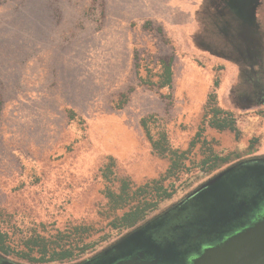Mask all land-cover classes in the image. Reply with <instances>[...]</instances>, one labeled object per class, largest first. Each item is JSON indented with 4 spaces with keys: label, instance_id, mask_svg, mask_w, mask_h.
<instances>
[{
    "label": "rangeland",
    "instance_id": "rangeland-1",
    "mask_svg": "<svg viewBox=\"0 0 264 264\" xmlns=\"http://www.w3.org/2000/svg\"><path fill=\"white\" fill-rule=\"evenodd\" d=\"M212 1L233 6L225 19L214 11L212 30L223 42V33L236 35L230 49L247 60L217 52L225 45L205 33L209 8L201 9L205 19L168 32L156 16L163 3L0 0V234L11 252L1 257L40 264L23 258L39 259L46 248L75 257L44 264L89 260L134 230L111 226L129 208L113 212L107 188L118 193L125 179L133 192L150 187L133 207L156 199V183L173 191L151 218L230 165L264 157V34L250 37L260 1ZM169 58L173 88L159 89L161 59ZM214 106L233 115L237 133L209 126ZM143 118L154 139L165 133L172 149L190 148L174 175L166 177L170 158L152 150ZM213 156L230 161L205 165ZM109 157L112 182L101 175Z\"/></svg>",
    "mask_w": 264,
    "mask_h": 264
},
{
    "label": "trees",
    "instance_id": "trees-1",
    "mask_svg": "<svg viewBox=\"0 0 264 264\" xmlns=\"http://www.w3.org/2000/svg\"><path fill=\"white\" fill-rule=\"evenodd\" d=\"M161 67L162 72L157 84L158 88L171 90L174 79L173 58L161 59ZM143 82L147 85H154L147 80ZM122 98L123 101H126L127 95L124 94ZM215 102V100L211 101L212 104H215ZM211 111L213 115L208 123L210 127L218 131L229 130L237 133L236 122L230 112H226L215 106ZM72 117L73 114H70L71 119ZM149 119L143 118L141 125L145 129L152 150L161 157L170 158L171 164L166 173V177H170L184 166V162L188 159L190 148L186 151L172 149L165 133H161L157 139H154L148 129ZM204 132V126H201L196 134V138L200 139ZM255 159L262 161L264 157L244 159L230 165L219 173L224 174L221 181L229 184L236 177L246 175L249 167L255 166V164L250 163L251 160ZM229 161L230 158L228 156H213L206 160L204 164H213L216 169L222 164H228ZM115 168V159L109 157L107 163L101 170L102 178L107 182H112L113 178H115ZM261 171L263 175L260 178H255L251 175L247 177L246 175L242 184L232 186L231 211L228 213V217L215 227H211L213 225L210 224L207 215L208 212L205 210L207 205L214 202L212 199L205 202L204 195L209 192V189H205L200 193L188 197L193 193L192 191L187 197H184L186 199L183 198L161 213L148 218L152 213L157 211L159 203L170 200L174 192H169L167 188L156 183L150 192L154 194L156 199L152 201H139L133 207V203L138 197L144 196L147 193L149 194L147 189L150 187L138 188L133 192L132 184L127 179L122 180L119 192L115 193L111 188H107L106 197L109 200V206L113 212H118L126 208L129 209L121 217L115 218L111 226L114 229L134 230L96 256L78 264H101L115 260L116 258H121L129 249H134L135 239L140 234L156 246L163 248L166 246H176L179 250H187L196 246L197 242L204 244L210 243L216 237L227 236L243 229L249 222L250 217L259 213L264 208V165L261 166ZM10 253V250L5 245L4 236L0 234V255H9ZM74 257L75 254L71 250H61L51 254L48 249L44 248L41 258L32 259L26 256L23 259L32 263L44 264L72 260ZM1 258L0 264H20L3 257Z\"/></svg>",
    "mask_w": 264,
    "mask_h": 264
},
{
    "label": "water",
    "instance_id": "water-1",
    "mask_svg": "<svg viewBox=\"0 0 264 264\" xmlns=\"http://www.w3.org/2000/svg\"><path fill=\"white\" fill-rule=\"evenodd\" d=\"M255 164L249 167V175L260 178L264 160H251ZM224 174H219L198 187L191 197L205 189V202L214 201L206 206L210 224L215 227L228 217L232 204V186L244 182L246 175L236 177L229 184L222 182ZM187 197V196H186ZM186 199V198H184ZM208 204V203H206ZM133 240V236H132ZM134 249H129L121 258L101 264H264V208L252 215L247 225L230 235L216 237L210 243L197 242L187 250L176 246L159 247L151 243L142 234L135 239Z\"/></svg>",
    "mask_w": 264,
    "mask_h": 264
},
{
    "label": "flooded vegetation",
    "instance_id": "flooded-vegetation-1",
    "mask_svg": "<svg viewBox=\"0 0 264 264\" xmlns=\"http://www.w3.org/2000/svg\"><path fill=\"white\" fill-rule=\"evenodd\" d=\"M233 6L230 5V4H223V3H219L218 4V8L216 7V5H212L211 8H210V13L209 14H206L207 15V18H209V23L211 24L210 25V28H206L204 26V29H205V33H208V31H210V35L209 37L212 38V44H217L218 46H220L221 43H223L225 45V48H222L220 49V51L217 50V52L220 53V55L224 56L227 60L229 61H232V62H237L238 59L240 60H247L245 56L242 55V53H240V48L238 47H235L236 45L233 46L232 50L230 49V43H233V42H236L234 37L233 36H236L234 34H232L231 36L227 33H223L222 36L224 37L225 36V40L223 42V38L221 37V35L216 36V34L213 32V28L215 29V26L217 25V23H214V15L217 14L216 12H214L216 9H217V12L219 13V16H221L220 14L224 11L225 14H229V17L231 16L230 13H232V11L234 9H232ZM238 10H236L237 12ZM239 14V13H238ZM223 19H225L223 16H221ZM203 18L205 19V14H203ZM257 24L258 26L255 25V30H251L250 27L248 25H245L243 26V28H245V33H244V38L245 39H248L250 40V37L251 38H259L261 39V36L259 37L258 34L261 35V33L264 34V0H260L259 2V5H258V8H257ZM237 22V21H235ZM242 23V21H240ZM219 24H222V22H218ZM239 23V22H237ZM242 28V27H240ZM258 29V30H257ZM248 30H251L252 32V35L250 37H247L249 35H247V31ZM214 34H215V37H214ZM207 35V36H208ZM243 37V33H239L238 34V37H237V40L240 42L241 38ZM217 38V39H216ZM221 48V47H219ZM238 52V53H237ZM254 54L256 55L257 54V51L254 52ZM238 63V62H237ZM260 104L264 105V95L261 96V100L259 102ZM1 257H0V263H1Z\"/></svg>",
    "mask_w": 264,
    "mask_h": 264
},
{
    "label": "crops",
    "instance_id": "crops-1",
    "mask_svg": "<svg viewBox=\"0 0 264 264\" xmlns=\"http://www.w3.org/2000/svg\"><path fill=\"white\" fill-rule=\"evenodd\" d=\"M145 3H163L164 11L159 12L160 15H156L165 27L175 32H180V29L185 30L186 27L193 26L198 18L203 16L202 10L205 8H211L212 0H138ZM260 1V0H254ZM241 3V2H240ZM258 8V7H257ZM257 10V9H256ZM158 13V12H156Z\"/></svg>",
    "mask_w": 264,
    "mask_h": 264
}]
</instances>
